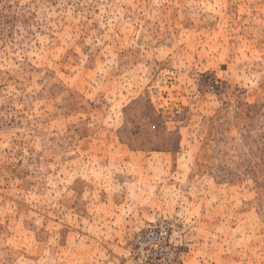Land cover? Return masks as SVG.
<instances>
[{
	"label": "rangeland",
	"instance_id": "1",
	"mask_svg": "<svg viewBox=\"0 0 264 264\" xmlns=\"http://www.w3.org/2000/svg\"><path fill=\"white\" fill-rule=\"evenodd\" d=\"M264 264V0H0V264Z\"/></svg>",
	"mask_w": 264,
	"mask_h": 264
},
{
	"label": "built area",
	"instance_id": "2",
	"mask_svg": "<svg viewBox=\"0 0 264 264\" xmlns=\"http://www.w3.org/2000/svg\"><path fill=\"white\" fill-rule=\"evenodd\" d=\"M170 225L166 220L148 223L135 235L124 264H168L173 259Z\"/></svg>",
	"mask_w": 264,
	"mask_h": 264
}]
</instances>
